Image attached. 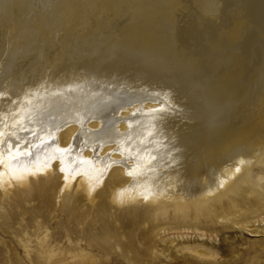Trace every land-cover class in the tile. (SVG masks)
Returning <instances> with one entry per match:
<instances>
[{
  "label": "bare ground",
  "instance_id": "bare-ground-1",
  "mask_svg": "<svg viewBox=\"0 0 264 264\" xmlns=\"http://www.w3.org/2000/svg\"><path fill=\"white\" fill-rule=\"evenodd\" d=\"M60 89H70L74 103L53 106L55 143L38 155L42 162L46 152L70 149L65 171L52 162L46 174L17 180L5 163L0 182V227L9 232L17 209L37 222L17 236L31 260L62 264L67 251L94 260L85 248L94 239L68 231L49 239L42 230V209L57 207L76 225L107 205L130 213L132 223L184 211L174 222L192 225L197 241L184 248L206 259L221 257L216 247L226 243L225 231L264 236V0H0V91L13 99L32 92L48 104ZM7 110L0 99V114ZM105 121L139 142L121 151L116 143L84 146L89 130ZM137 153L148 161L142 169L112 163L136 164ZM69 154L84 163L73 169ZM102 222L105 239L115 238L108 218ZM63 240L66 251L57 246ZM255 245L240 252L239 264H264Z\"/></svg>",
  "mask_w": 264,
  "mask_h": 264
},
{
  "label": "rangeland",
  "instance_id": "rangeland-1",
  "mask_svg": "<svg viewBox=\"0 0 264 264\" xmlns=\"http://www.w3.org/2000/svg\"><path fill=\"white\" fill-rule=\"evenodd\" d=\"M76 203L77 201L74 202V204ZM82 204L84 205L79 207V212L81 213V218L84 219V217H86L87 206L84 201ZM106 208L107 210L105 212H91L90 215L87 216L86 221L84 220V225H76L74 221L68 220L60 211L59 207H57V209H51L50 212L42 209L45 214L40 218L43 226L42 230H46L47 228L45 232L48 233L49 239L58 235L64 236L67 231L70 232L73 237H82L83 241H91V239H94V247H85L89 255L91 254L93 256L94 260L79 261L72 258L71 254L67 251L68 257L63 263L61 262L62 264H222V261L223 264H239L238 257L240 252L242 253L244 248H248L253 242L256 243V253L259 254L260 259L264 261V252L262 251L264 249L262 243L264 236H252V234L240 233L238 230L225 231L221 234L222 237H225L227 241L233 244L227 243L226 241V243H220L216 247L221 257L216 260L200 258L184 248V246H191L197 242L192 236V222L190 221L191 224L186 223V225L190 224V227H185V225L181 226L180 224L177 225L174 222L175 219H183L184 211H180V213L178 211V214L171 208L168 212H165L166 215H164V213H159L157 216H142L139 223H132L129 219V217H132L130 213L123 210L118 211L116 210L117 207H111V205H107ZM15 212L17 217L13 221L9 232H5L0 227V264H38V262L30 259V255L27 256L26 248L18 241L17 237L23 235V230L25 228L29 231H33L37 222L36 220L32 222L26 221L25 218L22 217L19 209L15 210ZM168 213H170V215ZM174 214H176L175 217ZM104 216L107 217L110 222L107 226L108 230L116 234V237L111 240H106L103 236L102 229L104 223L102 219ZM90 219L97 221L93 229L88 228L87 225ZM169 221L174 222V227L171 226L172 223H169ZM31 233L32 232H30V234ZM178 233H185L190 238H176ZM32 239H34V237H32ZM236 240L237 242H235ZM29 244L27 249L33 256L37 251L34 245L35 241ZM206 245H208V243ZM57 246L65 251L69 248L64 240L58 242ZM57 251L61 252V250ZM58 254L55 255L56 257L54 256V258H57L59 256ZM52 261L53 260L46 261V263L52 264Z\"/></svg>",
  "mask_w": 264,
  "mask_h": 264
},
{
  "label": "snow or ice",
  "instance_id": "snow-or-ice-1",
  "mask_svg": "<svg viewBox=\"0 0 264 264\" xmlns=\"http://www.w3.org/2000/svg\"><path fill=\"white\" fill-rule=\"evenodd\" d=\"M0 99L3 100L8 109L0 114V182L3 181V167L5 163L9 167L11 178L17 180L24 179L25 173L33 177L46 174L52 162L60 163V171L64 172V153L70 152V149L57 148L50 156L46 152L42 162L38 153L42 149L46 150L49 144L55 143L51 135V127H48V125H52L51 109L57 103H63L65 106L72 107L74 102L70 89H60L52 93L48 104H44L40 97L32 92H26L23 97L16 96L13 99L7 91H0ZM163 107L161 105L159 109H154L153 111H162ZM74 115L77 120L82 119L79 111H74ZM135 115L136 113H133V116ZM98 116L99 114L86 113L85 119L97 118ZM66 123L64 122L65 126ZM52 126L54 127V125ZM89 132H91V136L88 141L84 142V146H87L88 142H91L93 148H100L107 142L116 143L117 147L115 150L121 151L125 142L131 146L139 142L135 141L131 135L120 133L115 126V121H105L98 129L89 130ZM146 134L150 138L155 133L148 132ZM77 135H80V133H77ZM121 136H126V141L121 140ZM94 156L96 159H101L95 152ZM109 156L110 153L105 154L104 159H107ZM137 156L139 157V153H137ZM68 159L73 169L79 168L84 163L83 158L76 160L70 154ZM155 159L154 156L149 154L150 161H154ZM33 160L36 162L35 167L32 165ZM22 161H28L29 163L22 164ZM112 163H124L129 169H142L148 161H145L143 157H139L136 164H128L127 159L113 160ZM17 169L21 170L19 174H17ZM236 171H239V166H237ZM129 174L131 175V172ZM92 191L93 188L90 187L89 193L91 194Z\"/></svg>",
  "mask_w": 264,
  "mask_h": 264
}]
</instances>
